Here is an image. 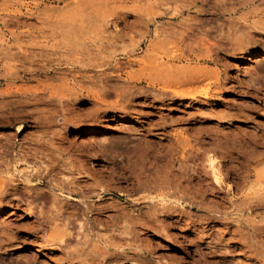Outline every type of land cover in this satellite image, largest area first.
I'll list each match as a JSON object with an SVG mask.
<instances>
[{"label": "rangeland", "instance_id": "1", "mask_svg": "<svg viewBox=\"0 0 264 264\" xmlns=\"http://www.w3.org/2000/svg\"><path fill=\"white\" fill-rule=\"evenodd\" d=\"M17 69L0 90L56 102L31 107L48 126L27 117L20 132L0 127L1 142L31 147L18 171L52 170L30 198L0 195V264H264V207L246 201L264 199V0H0V75ZM193 150L250 167L248 186L204 192L211 174L181 159ZM9 172L0 165V181ZM155 175L163 183L145 185ZM66 179L80 195L50 190ZM160 193L186 207L163 209Z\"/></svg>", "mask_w": 264, "mask_h": 264}, {"label": "bare ground", "instance_id": "2", "mask_svg": "<svg viewBox=\"0 0 264 264\" xmlns=\"http://www.w3.org/2000/svg\"><path fill=\"white\" fill-rule=\"evenodd\" d=\"M104 29V28H103ZM12 66V65H11ZM13 69V68H12ZM29 69V68H27ZM157 69V68H156ZM27 72L29 73H32V71L28 70ZM19 73V70L17 69L16 72L13 70V72H7L3 75H0V84L2 83L3 80L5 81H8V79H15L18 77V74ZM26 73V72H25ZM35 73V72H34ZM2 74V73H1ZM18 74V75H17ZM15 77V78H14ZM26 76H23L22 78H25ZM29 77V76H28ZM26 78V79H29V78ZM134 79V78H133ZM142 80V79H141ZM158 80V79H157ZM13 81H16V80H13ZM153 82V79L151 80ZM139 81L137 80H132L131 83H134L135 85L138 84ZM157 82V81H155ZM139 85V84H138ZM160 85V83H159ZM155 86V85H154ZM144 87V86H143ZM150 88V87H149ZM138 89V88H137ZM140 89V88H139ZM136 91V90H135ZM134 91V92H135ZM138 91V90H137ZM132 92V90L130 91ZM46 91L45 89H39V88H35L34 90L32 89H26V88H23V87H19V86H16L14 84H10L8 85L5 89L3 90H0V127H11L12 125H16V130L17 132H20L21 130L24 129V127L28 124V120L29 119H26L27 117H31L32 118V121L33 119L35 118L36 121V127L38 128H43L45 126H48V123H47V118L48 117H43L44 115L42 114L41 115V112L37 113L36 112V108L34 109H31V107H33L34 105H38L39 103L41 102H54L56 98H54V96H49L48 95L46 96L45 95ZM134 94V93H133ZM175 94V93H174ZM56 95V94H55ZM128 96V95H127ZM192 96V95H191ZM100 100V99H98ZM60 102L61 101V98L59 97V100ZM57 101V102H58ZM120 101V100H119ZM56 102V101H55ZM59 102V103H60ZM119 105V104H118ZM125 107V106H124ZM38 114L37 116L35 114ZM43 113V112H42ZM36 116V117H34ZM65 121V119H64ZM90 132V131H88ZM57 135V134H56ZM4 136V135H3ZM8 137V136H6ZM45 137H42L40 136V138L36 137L34 139H32V141H34L35 144L41 146V147H44L45 146V142L47 141H44ZM5 139V138H4ZM2 140V137L0 138V159L1 158H5V157H10L12 159L10 160H6V159H2L3 161L0 160V165L4 164L5 165V168L7 170H11L10 175L5 178L4 180L2 179L0 181V195H5L6 193L10 192L11 190H15L17 191L18 189H20V187L23 186L24 190H25V194L30 198L32 192H34L37 188L38 185H42V182L45 181L46 179V176L51 174V170L50 171H47L46 174H44L43 172H41L37 167L35 168L34 166H30L28 165V167H26L27 169L26 170H23V171H18V167H19V164H26L28 163V157H29V153H30V149L31 147H25L24 144L23 145H19V150L17 149L18 145H16V142L11 139V138H6L5 141L1 142ZM53 141V140H52ZM187 144V143H186ZM46 147V146H45ZM44 147V148H45ZM25 148V150L23 149ZM47 149V148H46ZM34 150V149H33ZM37 152V150H35ZM172 151V149L170 150ZM176 151V149L174 150ZM188 151V150H187ZM191 151V150H190ZM41 154H46L45 153V149L42 148V150L39 151ZM37 152V154L39 153ZM52 152V151H51ZM185 152V151H184ZM184 152H182V161H186V162H189V161H192V163L194 164V170L197 175L196 176H199L200 180H202V177L206 174L208 176V174H211L210 176L213 177V181L208 183L207 187L205 188L204 192L208 191V190H215L217 187L216 186H222L223 183L226 181V179H232L233 182L231 183V181L228 182V185H229V189L232 188V185L234 184L235 187H237L236 190H239L240 193H242L241 191V188H244V186L247 185V181H248V178L250 177L251 175V172L253 171V169H251L250 167L246 168L247 171L244 169H241L242 171H244V175L243 173H239V171L237 172L236 169H233L232 167H221V163L218 159V157H216L214 154L212 153H209L208 155H204L202 153H200L199 151L198 152H194V154L190 153L189 155H185ZM172 153V152H171ZM186 153V152H185ZM34 154V153H33ZM36 154V155H37ZM10 155V156H9ZM19 155V156H18ZM200 155H203V156H200ZM33 156V155H32ZM46 156V155H45ZM44 156V157H45ZM171 156V155H170ZM180 156V155H179ZM178 156V158H179ZM174 158H172V160H170L171 162H174V160H179L177 159L176 156H173ZM205 158V159H204ZM225 158V157H224ZM171 159V158H170ZM205 160L207 161L208 163V166H209V170H206L207 169V165L205 166L204 162ZM13 161V162H11ZM62 161V160H61ZM73 162V161H72ZM169 162V161H168ZM170 162V163H171ZM249 162V161H248ZM52 163V161H51ZM29 164V163H28ZM47 164V163H45ZM55 164V163H53ZM63 164L65 166V168L71 170L72 172H77L79 175H80V167H75L73 164H71V161L69 160H66V159H63ZM62 164V165H63ZM143 164V163H142ZM246 164V163H245ZM169 165V164H168ZM181 165V164H180ZM186 165V164H185ZM241 166V165H240ZM245 166V165H244ZM247 166V165H246ZM245 166V167H246ZM249 166V165H248ZM46 167L48 168V165H46ZM50 167V166H49ZM144 167V166H143ZM40 168V167H39ZM46 168V169H47ZM168 168V167H167ZM174 168V166H173ZM182 168V167H181ZM242 168V166L240 167ZM239 168V170H240ZM54 169V168H53ZM190 169V168H188ZM164 170V169H163ZM191 170V169H190ZM188 170V171H190ZM191 170V171H192ZM238 170V169H237ZM256 170V169H255ZM171 171V170H168V172ZM246 171V173H245ZM16 172H20V175L18 176ZM167 172V171H166ZM165 172V173H166ZM172 172V171H171ZM193 172V171H192ZM241 172V171H240ZM83 173V172H82ZM86 173V172H85ZM164 173V174H165ZM175 173V172H174ZM180 173V172H179ZM185 173V172H184ZM183 173V174H184ZM253 173V172H252ZM87 174V173H86ZM145 174V173H144ZM159 173H157V176H158ZM239 174H242V177L241 175ZM143 175V174H142ZM167 175V174H166ZM171 175V174H170ZM173 175V174H172ZM171 175V176H172ZM182 175V174H181ZM180 175V176H181ZM205 175V178L207 177ZM262 175V174H261ZM174 176V175H173ZM183 176V175H182ZM151 177V176H150ZM156 177V175L154 176V178ZM159 177V176H158ZM156 177V180H152L154 179L153 177H151L152 179L151 180H147V183L145 185L149 186L151 184H155L157 181H159V185L161 180ZM162 177V176H161ZM164 177H167L164 175ZM240 177V180L243 181V182H240V181H236L235 179L236 178H239ZM143 178V177H142ZM168 178V177H167ZM159 179V180H158ZM171 179V178H170ZM251 179V178H250ZM142 180V179H140ZM66 181V182H65ZM65 181H63L64 183L61 184L60 186V183H56V184H53L52 187L50 188L51 191H53V189L56 187V188H59L61 191H64L63 189L68 186V191L71 192V193H74V192H77L78 195H80V187H75V186H72L74 181L72 180H69V179H66ZM140 182V181H139ZM171 182V181H170ZM142 183V182H141ZM144 183V182H143ZM163 183V182H161ZM242 183V184H241ZM250 183V181H249ZM47 184H50L47 183ZM72 184V185H71ZM166 184V183H164ZM168 184V183H167ZM171 184V183H170ZM51 185V184H50ZM143 185V184H142ZM156 186L158 185L157 183L155 184ZM154 185V186H155ZM163 185V184H162ZM98 186V185H97ZM100 186V185H99ZM98 186V187H99ZM144 186V185H143ZM146 186V187H147ZM165 186V185H164ZM167 186H170V185H167ZM172 186V185H171ZM205 186V185H204ZM248 186V185H247ZM145 187V186H144ZM248 187H246L247 189ZM66 189V188H65ZM203 189V188H202ZM221 189V188H220ZM249 189V188H248ZM110 192V189L108 188H105V186L103 187L101 185L98 193H97V196L100 195V193H103V192ZM244 191V190H243ZM247 191V190H246ZM253 192V191H252ZM35 193V192H34ZM83 193V191H82ZM94 193V192H93ZM247 193V192H246ZM42 194V193H41ZM44 194L46 193H43L40 197L42 196H45ZM85 194V193H83ZM82 194V195H83ZM120 194L121 195H126V193L124 191H120ZM162 194L164 193H160L159 196L155 197L156 199H158V204H161L162 205V208L163 209H166L168 210L169 212L174 210V212L176 210H179L177 209L178 207H186V204H184V201L182 199H171L172 202L170 203H173V206H168L167 202H169L170 200L168 199V197H165L163 196ZM93 194H91L92 196ZM95 195H96V192H95ZM261 195V194H260ZM51 196V195H50ZM53 196L56 197L55 193H53ZM84 196V195H83ZM167 196V195H166ZM255 196V195H254ZM263 196V195H262ZM71 198H73L75 201H80V197H75V196H71ZM85 197V200L83 199L82 202L84 204H87L89 203L86 199H88L89 196H84ZM253 197V196H251ZM256 197H259L256 196ZM139 198V197H138ZM147 198V197H146ZM180 198V197H179ZM255 198V197H254ZM254 198H248L246 201H248V203L250 204V209H258V208H262L264 207V199L260 200V201H255ZM33 199V198H32ZM58 199V198H57ZM259 199V198H258ZM185 200V199H184ZM1 201V200H0ZM145 198L143 199H139V200H136L134 202H132V205H142L143 202H145ZM42 202V201H41ZM150 202V201H149ZM32 203V202H31ZM61 203V202H59ZM187 203V202H186ZM40 204V203H39ZM58 204V202H57ZM130 204V203H129ZM190 204V203H189ZM80 205V203H79ZM110 206V205H109ZM118 206V205H117ZM116 206V207H117ZM189 206V205H187ZM239 206V205H238ZM141 207V206H140ZM139 207V208H140ZM144 207V206H143ZM153 207V206H152ZM62 208V207H61ZM60 208V209H61ZM86 208V207H85ZM32 209V208H31ZM97 209V208H96ZM95 209V210H96ZM141 209V208H140ZM93 210V207L92 209ZM156 210V209H155ZM98 211H99V208H98ZM125 211V210H124ZM163 211V210H161ZM183 212V211H182ZM40 213L43 214V211H42V208H40ZM237 214V213H236ZM46 216V215H45ZM48 217V216H47ZM59 217V216H58ZM224 217V216H223ZM226 217V216H225ZM54 218V217H53ZM52 218V219H53ZM150 218V217H149ZM55 219V218H54ZM67 219V218H65ZM153 219V218H152ZM158 219V218H157ZM228 219V217H227ZM58 220V219H56ZM256 220V219H255ZM260 221V220H259ZM61 222V221H60ZM59 222V223H60ZM136 223V222H135ZM137 223L140 225V226H144V227H148L150 228L151 225H149V221H146V220H137ZM153 223V222H152ZM256 229L260 230V232H264V227L259 225V226H254ZM254 228V229H255ZM69 233V232H68ZM65 235V234H64ZM255 235V234H254ZM59 237V235L57 236ZM62 237V236H61ZM64 237V236H63ZM61 239L60 242L63 243V241L65 239ZM65 238V237H64ZM251 243V241H250ZM248 244V243H247ZM252 244V243H251ZM250 245V244H249ZM251 247V246H249ZM263 253V252H262ZM251 255V254H250ZM248 257V255H247ZM254 261L252 259H248L246 261L247 264H254L253 263Z\"/></svg>", "mask_w": 264, "mask_h": 264}]
</instances>
